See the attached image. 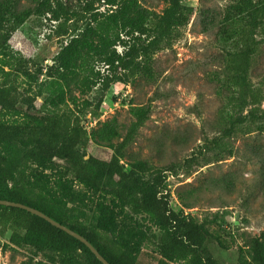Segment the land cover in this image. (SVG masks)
<instances>
[{"label": "trees", "instance_id": "trees-1", "mask_svg": "<svg viewBox=\"0 0 264 264\" xmlns=\"http://www.w3.org/2000/svg\"><path fill=\"white\" fill-rule=\"evenodd\" d=\"M34 2V7L18 11L15 2L0 1V200L42 212L86 239L109 264H136L141 245L152 242L160 256L158 264H219L208 244L223 245L209 230L210 222L170 206L166 183L173 169L141 160L121 162L148 109L132 107L133 121L121 142L113 144L119 136L115 120L90 131L81 125L83 111H97L101 101L82 99L77 112L72 108L78 107L79 99L73 89L84 96L98 84L105 92L111 84H127L137 76L152 80V57L178 38L187 24L188 7L183 0H165L164 9L156 14L136 0H85L77 12L60 0ZM31 15H49L56 23L52 34L59 47L51 66L10 50V35ZM262 30L264 0H231L226 6L219 28L221 41L228 46L220 80L226 93L223 138L245 123L264 132V95L249 80L259 44L255 35ZM99 64L102 71L95 70ZM37 98L38 109L33 105ZM20 104L34 113H24L21 123H6L5 117L21 114ZM90 144L111 149L109 159L88 155ZM193 162L187 159L186 169ZM104 199L131 215L146 216L151 227L143 230L138 222H127L129 217L119 221ZM0 227L9 233L11 245L29 246L34 256L49 252L47 263L31 258L24 264H101L84 244L21 209L0 206ZM236 264H264V232L250 241L247 250L240 249Z\"/></svg>", "mask_w": 264, "mask_h": 264}, {"label": "rangeland", "instance_id": "rangeland-1", "mask_svg": "<svg viewBox=\"0 0 264 264\" xmlns=\"http://www.w3.org/2000/svg\"><path fill=\"white\" fill-rule=\"evenodd\" d=\"M11 1L18 11L36 5L34 0ZM60 1L77 12L85 2ZM136 1L156 14L166 5L165 0ZM230 1L183 0L189 11L187 24L169 47L152 57V80L137 76L127 84L113 83L105 92H101L98 84L84 96L75 89L72 91V95L79 98L78 107H72L75 112L81 108L82 99L93 103L101 101L97 111L93 108L86 113L83 111L81 125L90 131L115 120L119 136L113 144L121 142L133 121L131 108L148 109L147 119L124 150L121 162L141 160L156 168L173 169L166 183L171 195L170 206L175 212L210 222L209 230L223 245L220 247L215 241L208 244L210 254L219 264H236L240 249L247 250L250 241L264 232V132L245 123L230 137L221 136L225 126L221 109L226 93L220 80L228 46L222 43L219 28ZM98 10L102 12L104 8L98 7ZM54 26L56 23L49 15H31L10 35V50L51 66V58L59 47L58 39L52 34ZM255 39L259 44L250 62L249 80L264 95V30L258 32ZM116 51L120 53L122 48L117 46ZM103 69L101 64L95 66V70ZM17 84L19 90L24 88L21 78L17 79ZM33 105L38 109L41 99H35ZM261 107L264 109V101ZM25 108L20 104L21 114L5 117L6 123H21L23 114L30 112ZM95 111L97 118L92 115ZM85 118L89 122L84 121ZM89 146L87 154L96 158L109 159L112 154L107 146ZM190 158L194 159L193 165L186 169L184 163ZM104 203L119 221L129 217L127 222H138L143 230L151 227L146 216L131 215L126 209L115 208L109 199H104ZM8 240L9 233H2L0 227V264H24L31 258H35L32 262H48L49 252L34 256L31 247H16ZM159 261L153 242L141 245L136 264H158Z\"/></svg>", "mask_w": 264, "mask_h": 264}, {"label": "water", "instance_id": "water-1", "mask_svg": "<svg viewBox=\"0 0 264 264\" xmlns=\"http://www.w3.org/2000/svg\"><path fill=\"white\" fill-rule=\"evenodd\" d=\"M87 158L88 157H85V159H87ZM0 206L21 209V210L26 211V212L34 215V216H37V217L43 219L44 221L48 222L51 226H53L57 229H60L61 231L65 232L69 236L73 237L74 239H76L79 242H81L82 244H84L101 264H109L86 239H84L82 236L75 233L74 231L68 229L67 227L55 222L54 220H52L51 218H49L48 216H46L42 212H40L34 208L22 205L20 203H14V202H9V201H5V200H0Z\"/></svg>", "mask_w": 264, "mask_h": 264}]
</instances>
